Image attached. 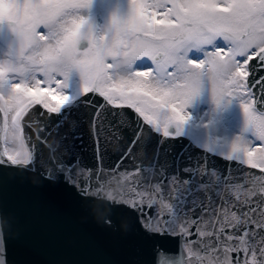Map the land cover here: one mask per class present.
<instances>
[{"label": "snow or ice", "instance_id": "obj_1", "mask_svg": "<svg viewBox=\"0 0 264 264\" xmlns=\"http://www.w3.org/2000/svg\"><path fill=\"white\" fill-rule=\"evenodd\" d=\"M91 3L92 0H4L0 31L6 23L13 34V44H18L19 60L0 61V108L6 116L10 111L14 113L12 127L21 148L14 154H9L7 148L0 151V166L25 168L34 162L32 151L23 147L21 135V120L25 115L30 120L33 111L49 118L55 116L57 123L63 121L71 133L76 126V121L69 119L71 113L91 103L89 94L98 95L110 106L134 110L142 118L137 123L159 134L163 144L186 136L185 126L192 119L189 107L208 87L217 107L222 102L238 101L244 115L243 132L252 134L251 139L237 135L221 147L225 159L264 172V0H157L151 5L133 0L126 18L114 14L111 25L99 31L80 15L82 11L87 15L84 10ZM148 8L159 9L161 18L157 19ZM85 39L89 41L87 46L82 45ZM142 58L154 62L155 76L152 65L143 64ZM142 65L144 70L138 71ZM6 73L20 76V82H7V91ZM73 78L77 82L75 89ZM99 107L102 105L98 110ZM98 110L93 115V126ZM140 139L137 131L132 144ZM201 148L217 152L207 143ZM48 178L53 177L49 174ZM69 183L78 187L75 177ZM78 190L88 195L86 187ZM159 192L156 186L148 193H137L147 203L118 200L111 195L108 200L138 211L140 225L147 233L183 241V248L190 242L191 228L197 220H188L183 214L174 217L172 205L165 206L170 209L166 218H159L157 213L158 218L149 219L144 208L155 206L153 197ZM260 195L264 196V191ZM257 207L260 204H254L249 211L254 213ZM232 217L235 223H226L236 229L240 221L235 213ZM104 222L113 226L110 219ZM248 225L258 230V239L257 233L248 231ZM10 232L11 220L0 217V264H10ZM196 234L215 237L213 250L219 248L224 253L217 264H230L228 252L232 250L237 256L246 251L252 257L250 264H264V223L249 217L239 237L227 235L223 229L218 234L197 229ZM230 242L242 243L245 248L233 249ZM157 264L164 262L158 260ZM244 264L249 261L245 259Z\"/></svg>", "mask_w": 264, "mask_h": 264}, {"label": "water", "instance_id": "obj_2", "mask_svg": "<svg viewBox=\"0 0 264 264\" xmlns=\"http://www.w3.org/2000/svg\"><path fill=\"white\" fill-rule=\"evenodd\" d=\"M87 43L82 41L83 46ZM89 98V105L71 113L69 119L76 121L71 133L63 121L58 124L55 116H41L38 110L30 120L27 115L21 120L22 137L34 162L25 168L0 166V217L11 220L7 239L10 264H157L158 260L164 264H217L224 253L213 250L215 237L197 235V229L217 234L223 229L227 235L239 237L249 217L264 223L261 169L209 153L188 135L160 144L159 134L137 123L142 118L134 110L110 106L98 95L89 94ZM98 105H102L99 110ZM3 121L0 108V151L4 149ZM137 131L141 139L133 145ZM185 168L191 171H183ZM73 177L78 187L69 183ZM156 186L160 192L153 197L155 206L144 208L149 219L158 218L157 213L166 218L170 209L165 206L172 205L174 217L183 214L188 220H197L190 242L183 248V241L147 233L138 211L108 200L111 195L147 203L137 193H148ZM85 187L87 196L78 190ZM254 204L260 207L253 213L249 209ZM233 213L240 221L236 229L226 223H235ZM105 219L113 226L105 224ZM248 231L259 238L251 225ZM230 245L245 248L242 243ZM228 259L230 264L237 260L244 264L245 259L250 264L252 257L246 251L237 256L232 250Z\"/></svg>", "mask_w": 264, "mask_h": 264}, {"label": "rangeland", "instance_id": "obj_3", "mask_svg": "<svg viewBox=\"0 0 264 264\" xmlns=\"http://www.w3.org/2000/svg\"><path fill=\"white\" fill-rule=\"evenodd\" d=\"M132 2L133 0H92L91 7L84 10L87 15H84L83 11L80 15H82L85 20L89 19V22L93 25L94 29L98 31L106 30L111 25L112 16L114 14L121 18H126L130 14ZM155 2H157V0H136V3H142L145 5H151ZM3 4L4 0H0V11L3 10ZM147 11L155 13L157 19L161 18L162 13L159 9L148 8ZM40 30L46 31L44 28H41ZM13 40V34L10 32L7 24L5 23L3 31H0V61L7 62L15 60L18 62L19 58L16 55L18 44L14 45ZM86 41L88 40L86 39ZM219 43L221 46L225 44L222 39ZM142 60L143 64L152 65V75L155 76L156 71L154 62H152L149 58H142ZM137 63H140V61H137ZM137 70H144L143 65ZM4 81L5 91H7V82H20V76L18 73H6ZM76 86V79L73 78V88L75 89ZM188 111L191 112L192 119L185 126L186 135L190 136L199 146L206 143L210 144L213 148L217 149L216 153L224 155L220 148L226 147V145L232 139H235L237 135L243 134L249 139L252 138V134L250 132H243L244 115L242 106H240L238 101L233 99L230 103L222 102V104L217 107L208 87H205L201 95L198 96L189 107ZM3 114L4 130L2 138L4 147L9 149V154H14L16 150L21 148L20 141L16 139V133L12 127V116L14 113L10 111L6 116L3 111ZM256 143L260 146L259 141ZM23 147L27 149L24 140Z\"/></svg>", "mask_w": 264, "mask_h": 264}]
</instances>
